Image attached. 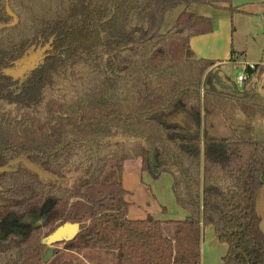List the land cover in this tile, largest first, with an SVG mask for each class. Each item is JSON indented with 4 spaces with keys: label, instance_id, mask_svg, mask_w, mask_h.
Wrapping results in <instances>:
<instances>
[{
    "label": "trees",
    "instance_id": "obj_1",
    "mask_svg": "<svg viewBox=\"0 0 264 264\" xmlns=\"http://www.w3.org/2000/svg\"><path fill=\"white\" fill-rule=\"evenodd\" d=\"M195 3L239 10L230 0H0V157L24 154L61 179L24 168L11 175V194L29 207L54 204L45 227L0 243V264H43L44 238L66 222L80 224L66 249L114 251V264H201L208 227L228 246L224 264H264L256 209L264 137L243 136L235 122L239 112L264 120V64L247 65L242 86L223 79L213 70L217 61L191 47L215 27L189 9ZM181 5L162 32L166 14ZM50 42L20 86L3 73ZM178 108L198 119L194 130L168 120ZM133 159L143 172L171 174L187 212L167 221L173 236L162 219L128 217L122 176ZM110 163L118 181L104 178Z\"/></svg>",
    "mask_w": 264,
    "mask_h": 264
},
{
    "label": "rangeland",
    "instance_id": "obj_2",
    "mask_svg": "<svg viewBox=\"0 0 264 264\" xmlns=\"http://www.w3.org/2000/svg\"><path fill=\"white\" fill-rule=\"evenodd\" d=\"M197 5L201 4L195 3L191 6L198 7ZM261 6L264 12V3ZM184 7L185 5H181L176 9L170 10L166 14L162 32H166L174 24L177 14ZM209 7L211 11H216L212 6ZM263 12L256 14L238 12L231 14L229 12L231 25L229 36H231L233 41L231 43L236 50H245L246 57L242 62L223 65L221 71H225V76L236 84H238V76L245 72V64L256 62L254 61L255 58H259L264 54ZM213 16L215 17V15ZM214 20H219V18ZM233 29L234 31H232ZM238 115L236 120L242 122L244 120L242 113H238ZM193 123L195 126L199 124L198 120H194ZM243 136L253 137L254 135ZM255 136L260 139V137L262 138L264 135ZM151 174H153V172H140V161L138 159L128 160L126 162L122 180L125 188L131 192L126 197L130 202L128 217L131 219H144L148 215H152L162 220L164 218L177 219V215L184 214V211L178 205L171 190L173 179L170 184L171 178H167L169 176L166 174L158 180L152 179L150 177ZM104 178L113 181H118L120 179L117 171L112 167V163L109 164ZM20 234L21 233L14 235V237L20 238ZM59 251L58 254H54L48 262L43 264H114L115 262V257L112 256L111 252L107 251H89L86 259H91L90 262H86V260H83L82 257L80 258V256H77L75 253L64 252V249H60Z\"/></svg>",
    "mask_w": 264,
    "mask_h": 264
},
{
    "label": "crops",
    "instance_id": "obj_3",
    "mask_svg": "<svg viewBox=\"0 0 264 264\" xmlns=\"http://www.w3.org/2000/svg\"><path fill=\"white\" fill-rule=\"evenodd\" d=\"M214 1H217V0H214ZM230 1L233 7H237L239 9L238 11H235L233 13L238 12V13H244V14H256V13L263 12V7L261 5H263L264 0H230ZM221 5L223 6V8H215L212 6V8H214L216 11H211L209 7L210 5L201 4V5H197L198 7H192V6L189 7L190 10H193L199 14L211 17L213 18V20L219 18V20H214L215 27H214L213 32L208 33V34L198 35L191 39V47L194 50V52L197 54V56L201 58H207V59H212V60L217 61L215 66L213 67V70H217V69L221 70L223 65L228 64V63H234L231 60V58L235 54L238 55L239 57L243 56V59L246 57L245 50H242V49L236 50V48H234L231 43L233 41H232L231 36H229L230 27H231L229 12L231 14L232 12L227 9V7H229L227 3H222ZM179 13L176 16L175 21ZM213 15H215V17ZM232 31H234V29ZM254 61H256L254 63H257V64L258 63L264 64V54H262L259 58H255ZM220 72L221 71H219V74ZM223 73L225 76L226 72L223 71ZM220 76L223 77L224 79L223 75L220 74ZM237 83L239 84V86H242V84H240L239 82ZM177 110L184 112L181 108H178ZM238 116L239 115L237 114L235 117V122L239 125L240 133L242 135H254L251 138H258L255 135H264V120L249 122L243 115L244 120L242 122H239L236 120ZM169 120L172 122H177L176 120H173V119H169ZM194 120H198V119L194 118L190 120V118L188 117L185 120L186 127L191 130H194L195 129V125L193 123ZM263 137L264 136H262V138ZM138 160L140 161V172L142 173L143 171L141 170V160L140 159ZM145 172H151V173L153 172V174H151L150 177L154 180L160 179L165 174L169 176L167 178H171L170 184L173 179L171 174L168 173L167 171H158V172L155 171V173L154 171H145ZM256 209L261 218V228L264 232V185L261 186V188L259 189L257 193ZM183 211H184L183 212L184 214L177 215L178 218L176 220H182L185 216H187V212L185 210ZM163 220H164L165 234L170 237L173 236V233L175 230L174 224L168 223L167 221L169 219L164 218ZM94 250H98V249H94ZM227 250H228V246L224 243L219 242V240L216 237L213 227H208L203 230L202 242H201V264H224L223 257L226 254ZM89 251H93V250L86 249V250H82L81 252L74 251V250H64V252L75 253L77 256H80V258L82 257L83 260H86V262H90L91 260V259L90 260L86 259L87 253ZM100 251H105V250H100ZM107 252H111L112 256L115 257L114 263H116L117 253L114 251H107Z\"/></svg>",
    "mask_w": 264,
    "mask_h": 264
},
{
    "label": "flooded vegetation",
    "instance_id": "obj_4",
    "mask_svg": "<svg viewBox=\"0 0 264 264\" xmlns=\"http://www.w3.org/2000/svg\"><path fill=\"white\" fill-rule=\"evenodd\" d=\"M31 49L36 51L38 48L32 47ZM19 59L11 63V69L16 68V61ZM28 72L19 77L8 76L12 78V81L18 87L21 85ZM173 120H176V118ZM20 159H25L30 163L35 164L24 154L15 157L7 156L5 159L0 157V170L6 168V171L0 172V243L2 244H10L22 240L30 235L34 229L45 227V223L49 218V212L54 204V201L48 200L43 206L33 208L29 207V204L24 202L23 198L21 199L20 197L11 194V175L20 172L22 168L29 170L25 167L22 161L16 163V161ZM71 178L72 177H70V180H67L69 185H71L73 181ZM19 233H21L20 238H15L14 235H18ZM54 249L55 255L60 252V249L69 250L64 247V242L55 244Z\"/></svg>",
    "mask_w": 264,
    "mask_h": 264
},
{
    "label": "water",
    "instance_id": "obj_5",
    "mask_svg": "<svg viewBox=\"0 0 264 264\" xmlns=\"http://www.w3.org/2000/svg\"><path fill=\"white\" fill-rule=\"evenodd\" d=\"M6 10L9 13V15H11L15 19L14 24H17L19 20L17 16L11 11L9 1H7ZM50 46H51V42L45 45L44 47L38 48L36 51H33L32 49L29 50L22 58L16 61L15 69L7 68L4 70V73L6 75H10L13 77H19L24 75L26 72L33 70L39 64V62L45 58V56L47 55L46 53L48 52ZM220 74L224 76L223 71H221ZM224 79L228 80L226 76H224ZM229 82L231 83V81ZM174 118H176V121L179 124L186 127L185 120L188 118L186 112L176 110L169 117V119H174ZM19 161H22L26 168L31 170L33 173H36L43 180H52L57 182L61 180L60 178L44 171L39 166L30 163L25 159L17 160L16 163ZM2 171H6V168H2L0 172ZM79 231H80L79 223L66 222L60 225L59 227H57L52 233H50L47 237H45L43 242L46 245H48V248L43 256L42 259L43 263L48 262V260L55 254V249H54L55 244L74 239L76 235L79 233Z\"/></svg>",
    "mask_w": 264,
    "mask_h": 264
},
{
    "label": "built area",
    "instance_id": "obj_6",
    "mask_svg": "<svg viewBox=\"0 0 264 264\" xmlns=\"http://www.w3.org/2000/svg\"><path fill=\"white\" fill-rule=\"evenodd\" d=\"M242 61H243V56L235 57V63L242 62ZM255 64L256 63H246L245 64V68H246L247 65H249L250 68L255 69ZM247 78H248V76H247L246 71H245V72H243L242 74H240L238 76V82L240 84H242Z\"/></svg>",
    "mask_w": 264,
    "mask_h": 264
}]
</instances>
